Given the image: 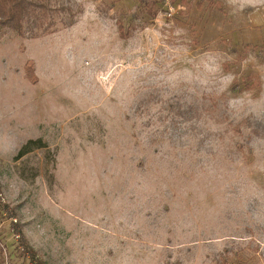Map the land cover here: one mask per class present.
I'll return each instance as SVG.
<instances>
[{"label":"rangeland","instance_id":"1","mask_svg":"<svg viewBox=\"0 0 264 264\" xmlns=\"http://www.w3.org/2000/svg\"><path fill=\"white\" fill-rule=\"evenodd\" d=\"M37 1L0 26V264H264V0Z\"/></svg>","mask_w":264,"mask_h":264},{"label":"trees","instance_id":"2","mask_svg":"<svg viewBox=\"0 0 264 264\" xmlns=\"http://www.w3.org/2000/svg\"><path fill=\"white\" fill-rule=\"evenodd\" d=\"M144 2V0H142ZM158 2V0H156ZM45 5L37 0H0V26L10 25L20 34H24L25 19H29ZM32 18V17H31ZM176 109H181L176 108ZM181 111V110H180ZM185 115V113H179ZM40 140H29L20 150V155L30 152L35 146L41 147ZM1 207V206H0ZM15 231V229H14Z\"/></svg>","mask_w":264,"mask_h":264}]
</instances>
